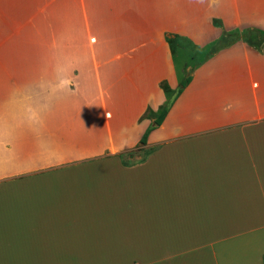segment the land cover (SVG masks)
I'll list each match as a JSON object with an SVG mask.
<instances>
[{
    "label": "crops",
    "instance_id": "0c3cea01",
    "mask_svg": "<svg viewBox=\"0 0 264 264\" xmlns=\"http://www.w3.org/2000/svg\"><path fill=\"white\" fill-rule=\"evenodd\" d=\"M57 1L0 0V264H264V47L199 57L264 0Z\"/></svg>",
    "mask_w": 264,
    "mask_h": 264
},
{
    "label": "rangeland",
    "instance_id": "374dc122",
    "mask_svg": "<svg viewBox=\"0 0 264 264\" xmlns=\"http://www.w3.org/2000/svg\"><path fill=\"white\" fill-rule=\"evenodd\" d=\"M82 5H85L87 8V4H81L79 3V1L77 0H64V3L61 0H58L56 3H54V8H53V12L54 14H56L57 17H55V19L50 23L54 22V26L55 29L58 31L59 29H62L65 26H68L67 24L69 23L70 20L66 19V18H60V14H62L64 12V14L66 13H74V11H78L80 9V7ZM88 4V8H89ZM110 5V4H109ZM89 10V9H88ZM104 15L110 16L111 15V9H104L103 10ZM48 20H43L40 21L41 22V28L43 26L47 25ZM230 31V30H228ZM98 48L97 51L95 52V54H93L92 57H96L98 59H101L104 62V65H110V61L112 59V54H113V49H114V44H113V24H112V20L111 18H104L103 20H101V27L98 29ZM62 35H57L56 36V40L57 43L58 41H60L62 39ZM95 37H91L90 41L94 42ZM39 42L40 43H46L48 42V36L45 34H41V36H39ZM64 51H57V54H64ZM73 57H77L76 54H79V52H71ZM207 52H201V55L199 56L200 59L202 60L205 56H206ZM87 57H91V52H87ZM198 57V56H196ZM178 64L180 65L181 63V55L178 56ZM195 59V58H193ZM103 69V68H102Z\"/></svg>",
    "mask_w": 264,
    "mask_h": 264
},
{
    "label": "trees",
    "instance_id": "16d2710c",
    "mask_svg": "<svg viewBox=\"0 0 264 264\" xmlns=\"http://www.w3.org/2000/svg\"><path fill=\"white\" fill-rule=\"evenodd\" d=\"M240 39H243L244 41H246L247 43H249L254 48H256L257 50L260 51L264 47V30H262L260 28H256V27H250V28H245L244 30H241V31L240 30L223 31L221 33L219 39L217 40L214 48L211 49L209 52H207L206 56L203 59L208 57L214 51L221 49L225 46H228V45H230V44H232L235 41H238ZM188 81H189L188 77L181 80L179 88L175 91V93L173 94L171 99H169L167 102H165V104L162 106L156 120L154 121V124L149 125L146 128V130L144 131L143 136L141 138L142 142H144L143 140L146 138V135L148 134V132L154 126L158 125L161 122V120L165 116L170 104L172 103L174 98L178 95V93L181 91L182 87H184L188 83ZM130 153H133V151L121 152L120 155H126V154H130Z\"/></svg>",
    "mask_w": 264,
    "mask_h": 264
}]
</instances>
